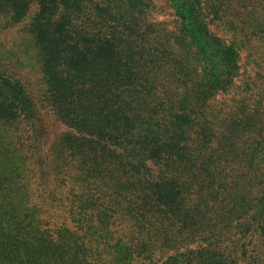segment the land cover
Instances as JSON below:
<instances>
[{"label": "trees", "instance_id": "16d2710c", "mask_svg": "<svg viewBox=\"0 0 264 264\" xmlns=\"http://www.w3.org/2000/svg\"><path fill=\"white\" fill-rule=\"evenodd\" d=\"M163 1L0 0V264H264L263 24Z\"/></svg>", "mask_w": 264, "mask_h": 264}, {"label": "rangeland", "instance_id": "374dc122", "mask_svg": "<svg viewBox=\"0 0 264 264\" xmlns=\"http://www.w3.org/2000/svg\"><path fill=\"white\" fill-rule=\"evenodd\" d=\"M159 2L160 9H164L166 12L162 13L161 11L158 13L156 18L163 21L169 18L167 8L164 7L165 5L167 6V4L165 1L161 2V0H159ZM226 21L227 24L231 23L236 27H243V25L253 27L262 22L263 26L261 27L264 29V0H232L231 10L226 18ZM251 42V47L247 48V51L252 53L251 61L256 60L258 62H249L247 64L244 60L245 57L242 55V75L238 78L237 84L242 86L244 83H248L252 88L251 94L254 95L261 93L264 99V60H261L262 53L258 52V47H263L264 42L261 44V42L256 39H252ZM22 75L30 84L34 94L38 95L41 89L39 74L29 67L27 70L25 69ZM223 109L226 108L222 107L221 110L224 111Z\"/></svg>", "mask_w": 264, "mask_h": 264}]
</instances>
